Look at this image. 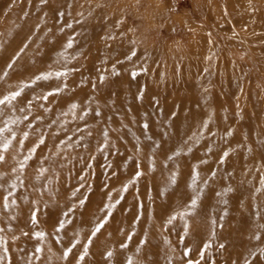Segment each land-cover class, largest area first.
Returning <instances> with one entry per match:
<instances>
[{"label":"rangeland","instance_id":"obj_1","mask_svg":"<svg viewBox=\"0 0 264 264\" xmlns=\"http://www.w3.org/2000/svg\"><path fill=\"white\" fill-rule=\"evenodd\" d=\"M22 1H9L7 8L11 9L0 14L5 27L0 30V100L5 101L0 104V129H4L0 132V156L4 157L0 178L8 172L9 185L18 183L9 190L0 185L1 217L4 214L6 223L4 229L0 221V264L39 263L40 253L49 254L51 260L60 257L57 264H94L96 255L87 246L98 235L126 232L131 236L139 233L138 229L144 231L139 243H156L155 258L152 251L139 250L128 258L129 264H250V257H235L237 246L226 242L230 236L246 233L252 238L261 234L264 243V139L257 138L258 133H264L260 129L264 125V68L245 75L225 73L217 67L218 62L227 66L230 56L239 58L233 59L232 65L251 62L244 49L222 53L232 48L223 27L238 31L242 19L237 24L233 19L242 16L244 0H236L233 10H228L229 0H217V7L216 0H198L197 12L193 0H175L176 13L188 9V23L192 19L195 26L207 30L209 39L199 37L200 43L212 46L218 42L217 50L210 51L216 55L211 68L193 74L178 70L181 62L177 60L173 65L178 73L167 69L170 54L192 64L189 42H195L192 26L176 24L181 29L175 35L178 42L174 36L168 37L164 20L155 17L159 5L168 0H86L89 5L83 11L87 12L79 14L90 15L89 23L77 27L57 21L60 32L68 33L65 39L36 36L31 42L7 36L8 30L27 25L13 10ZM245 1L254 2L253 8L258 10L261 7L259 0ZM103 8L108 16L105 23L93 26ZM54 21L48 19L47 24ZM90 27L94 36L87 33ZM54 42L62 45V50H48ZM81 43L85 46L75 48ZM21 48L27 49V56L38 52L65 59L59 64L34 61L22 56ZM88 64L93 67L87 68ZM199 72L209 75L204 87L206 100L204 90L197 93L189 87L199 81L195 75ZM49 73L53 74L50 78L56 77V84L36 79ZM179 74V79L190 82L175 83ZM71 75L75 77L72 83ZM65 89L70 95L79 89L88 92L93 100L83 98L78 103L80 99H75L62 111L63 107L52 105H63ZM16 92L21 94L13 99ZM101 104L106 114L102 115ZM69 115L73 117L66 120ZM72 118L75 120L70 121ZM172 119L175 124H169ZM49 134L57 135L56 143L48 140ZM89 138L95 142L88 143L93 141ZM5 142L9 143L7 149L3 148ZM140 159L145 161L143 166ZM157 167L170 174L161 179ZM18 171L21 180L15 175ZM137 172L142 174L137 176ZM152 178L159 185L164 182L173 187L169 184L175 181L178 186L168 194H159ZM193 189L198 190L196 198L190 195ZM184 190L188 196H182ZM205 198L213 206L202 210L203 219L197 220L192 212L197 203L194 206L192 200L201 203ZM106 204L114 207L109 210ZM128 219L133 220V226L125 230ZM60 221L65 222L64 228L59 227ZM101 221H105L104 227L92 236ZM198 233L205 238L198 240ZM77 240L83 243L78 250ZM260 256L263 260L264 254Z\"/></svg>","mask_w":264,"mask_h":264},{"label":"bare ground","instance_id":"obj_2","mask_svg":"<svg viewBox=\"0 0 264 264\" xmlns=\"http://www.w3.org/2000/svg\"><path fill=\"white\" fill-rule=\"evenodd\" d=\"M9 1H11V0H0V14H1L2 11L5 14L6 10L11 9V8H7V5H8ZM154 1H157V0H154ZM168 1L170 3L166 2V1L162 2L161 5H159V3H158V5L160 7V9H159L160 11L158 9H156V10H158V12L156 13V16H155L158 20H164V23L166 24L165 27H166V30H167L165 32L168 33V37H173V36L175 37V35H177V32L181 31L180 27L176 26L177 23H178V25H180L179 23H181V24L190 25V26L193 27L194 35H193V37L190 36V38L192 37V40L195 39L194 43L193 42H191V43L189 42L191 48L189 49V52H188L189 53V58L188 59L191 60L190 62L192 64H190L188 62V60H184L183 59V61H181L179 58L177 59V57H174V56H172L170 54V55H168L169 60L166 62L167 66H168L167 69L169 70V73L171 71H172L173 74L178 73L176 71V69L174 68V65H173V63L174 64L176 63V60H177L178 63L181 62L180 63L181 67H180V65L179 66L177 65L178 66V70H183L184 71V70L187 69V70H190V72L192 71L191 72L192 74L195 71H197V70H201V69L208 70L212 60H214V58L216 56L212 52L217 50V48L214 47V46L218 45V42H214V44H212V46H210L208 43H205V42L204 43H200V40L198 41V38L201 37V40L203 38H207V30H205L203 27L200 28L199 26H195L196 24H195V22L192 19H190L192 21V23H190V22L188 23V20L191 17L190 13H189V10L187 9V10H184L182 13L181 12L180 13H178V12L176 13L175 8L177 7L176 6L177 2L175 4V0H168ZM235 1L236 0H229L228 1V3H229L228 10L229 9L233 10L234 7L237 6L235 4ZM239 1H238V3H239ZM259 1H260L261 7L260 8L258 7L259 8V10H258L256 8H253L254 7V5H253L254 2L251 4L250 2L244 0V3H242L243 4L242 6L245 8V10H243L244 12L243 11L241 12V13H243L242 16L240 18H238L240 16L239 15L238 17L236 16V19H235V17L233 19V22H235V24H237L239 22V20L242 19L241 20L242 24H239V23L237 24L238 31H235V32H234V30L231 31V30H229L228 26L223 27L224 31H226V33L230 35V38H231L230 39V42H231L230 44L232 45V48L230 47L229 49H225L222 53L227 55L228 53H232L233 51L234 52L235 51L242 52L243 49H244L245 51H247V53L249 52L248 56H249V58H251V62L249 60L248 64H246V63H243V64L235 63V65H232L233 59L236 60V59H239V58H237L235 56L234 57L230 56V57H228V59L231 60V61L228 60L227 66L221 67V64H220L221 62H218L217 67L220 66L218 68L219 70L225 71V73L228 72L230 74L234 73V72L239 74L241 72L242 74L249 75L250 71H252V70L255 71L256 68H257V70L264 68V67H262V65L264 63V0H259ZM86 3H87L86 0H23L20 3V5L15 7V9H13V10L14 11L16 10V12H15V14H17L16 18L19 19L21 21V23H23V24L25 23L27 25L20 26L18 28V30H13V32L11 30H8L7 31V36L13 34L14 36H16L18 38H25L27 41H30V42L36 36H39L40 38L43 37L44 39L48 40V39L52 38L53 36L56 37L58 35V36H63L64 39H65L67 37L68 33L65 32L66 34L65 33L63 34V33L60 32L61 30L59 28V25H57V23H58L57 21H60L62 23L73 24V25H76L77 27L80 26V25L82 26V24L89 23L91 21L89 19L90 15H88L87 17H84V16H81L79 14V11L84 12V14L87 12V11L85 12V10L83 11V9L86 8V5H89V3H87V4ZM216 3H217V0H216ZM216 3H215V6L217 7L219 4L217 3V5H216ZM219 3H220V1H219ZM193 6H194L195 11L197 12L199 10L198 9V0H193ZM220 7H219V9H220ZM232 7H233V9H232ZM216 9H218V8H216ZM221 9L223 10L222 7H221ZM211 10L212 9H210V12H212ZM251 10H254L255 12H252ZM101 12H102V15L100 17V20H96V22L93 24V26H99L100 24H104L105 23L104 19L106 17H108L107 14H106V10H104V8H103V9H101ZM210 12L208 11L209 14L208 13L207 14L210 15ZM237 12H238V8L236 10V13ZM131 13H134V12H131ZM141 13H143V12H141ZM151 13H152V11H151ZM216 13H218V11L217 12L215 11V13H213V14L215 15ZM101 18L103 19L102 21H101ZM48 19H53L55 21L50 23V24H47ZM221 20H223V19H221ZM110 22L111 21L109 20L107 23L110 24ZM154 25H156V24H154ZM245 26H247L248 28L244 30L243 27H245ZM219 27H222V26H219ZM240 27H242V31H241ZM4 28H5L4 25L0 23V30H3ZM47 28H50L49 32H46ZM51 28H53V29H51ZM154 28H156V27H154ZM203 29H204L205 32L203 31ZM208 30H209V28H208ZM210 30H212V29H210ZM87 33H88L89 36H94V29H92L90 27L88 29ZM116 33H118V31ZM154 33H155V31H154ZM157 37H158V35H157ZM157 37H155V38L158 39ZM175 39H176V37H175ZM208 39H209V37L207 38V40ZM176 40L178 42H180L179 39H176ZM236 40H238V41H236ZM166 44L169 45V41L166 42ZM179 44H181V43H179ZM239 45H242L241 46L242 49L240 47H238ZM28 46H30L29 42L27 43V47ZM83 46H85V44L81 43L78 47H75V48L78 49V48H81ZM181 47H182V45H181ZM56 48L61 49V48H63V46L62 45L57 46L56 42H54V43H52L49 46L48 50L49 49H56ZM89 48H91V47L89 46ZM26 50H23L21 48L20 54L22 56L30 57L34 61H38V60L39 61H44V62H48L49 61L51 63L53 62L54 64H59L65 59V58H63L65 56H61V55H59V56L58 55L50 56L47 53H38V52L32 54L31 56H27L26 55ZM66 51L68 52V50H65V52ZM210 51H212V52H210ZM140 52L142 53V51H139V53ZM242 58L244 59V57H242ZM154 59H156V56H155ZM219 59H221V58L219 57ZM72 65H74V64H72ZM92 67H93L92 64H88V66H87V68H92ZM87 70H90V69H87ZM55 73H58V72H55ZM180 74L177 77V79H174L175 83L180 82V83L186 84V83L190 82L187 78H180L179 79ZM195 75L198 77V79L200 77V79H199V81H194L193 83H190L189 87L193 91H196L197 93L204 90L203 99L206 100L207 97H208V94L205 91L207 89H205L204 87L206 85L205 82L209 79V77H208L209 75L202 74L201 72L196 73ZM229 75H227V76H229ZM71 76H70V80H69L70 83H72L74 81V78H75L74 75H71ZM55 78L56 77L54 76L52 78L45 79L43 81L45 83L46 82H48V83L52 82V83L56 84L58 81L55 80ZM174 87L177 89L178 88V84H174ZM148 88H149V82H148ZM82 90H85V89H82ZM80 92L81 91L79 89L73 95L72 94L70 95V91L65 89L62 92L63 95L66 96V98L63 100V105L61 104V102H59L58 105H55L53 103L52 106L63 107V109H62V111H63L66 108V106L70 105L69 102H71V101H73L75 99H80V100H78V103H80L81 99H83V98L85 100H88V101H91V99L93 100V97L91 98L92 95L90 93H88V92L86 93L84 91L82 93H80ZM76 95H79L80 98L76 97ZM199 100L201 101L200 98H199ZM79 106L76 107V110H77V108H79ZM113 106H114L115 109H117V107H118L116 105H113ZM100 109H101L102 115L107 113L106 109L103 106V104H101ZM240 109H241V107H240ZM110 112H111V114L115 113L114 110L110 111ZM241 112H242L241 113L242 115L245 114V110H242ZM53 113L55 114L56 111L53 110ZM66 114H68V112ZM70 116L73 117L72 115H69V116L66 117V120L70 119L71 118ZM73 120H75V118H72L70 121H73ZM175 121H176V119H172L169 124H175ZM85 122L87 123V125H89L87 121H85ZM224 128H225V125H224ZM99 129H100V127H99ZM226 129H227V125H226ZM249 129H250V132H252L253 131V126L250 125ZM260 129L262 131H264V125L261 126ZM263 136H264V133H260V134L258 133V137L257 138L259 140H263L264 139ZM54 139H55V141L53 142ZM93 139L94 138H89V140H93ZM48 140L50 142H52V143H56L57 142V135L49 134ZM91 142H95V141L94 140L93 141H89L88 143H91ZM84 143H86V142H84ZM116 145H119V147H117V148H121L120 144H116ZM140 163H141V166H143L145 164L144 159H140ZM16 168H19V166L17 165ZM2 169L5 172H7L4 168H2ZM157 171H158V175L160 176L161 179L167 177L170 174L167 170L159 168V167H157ZM8 175H9V173L7 172V174L5 173L4 176L2 178H0V180H3L2 183L0 184L1 188L4 189V188H8L9 187L7 190H9L11 188H14L15 186L18 185V183H13V184L9 185L10 183L7 181V178L9 177ZM15 175L19 177V180L22 179L21 173L19 171H18V173H15ZM25 184H26V181H25ZM152 185L155 187L154 191L156 193L158 192L159 194L160 193H167L168 194L173 189V187H177L178 186V183L175 182V181H172L169 185L173 186V187H169L168 185L164 184V182H162V184L159 185L157 180H156V178H152ZM197 193H198V190L197 189H193V190H191L190 195L192 197L196 198L195 196L197 195ZM181 194H182V196H188L189 192L184 190V191L181 192ZM21 195H22V193H21ZM209 201H210V199L205 198L201 203H199V201L196 202L197 206L192 208V212L194 214L195 219H197V220L203 219L201 211L206 209L209 206L210 207L213 206V204H208ZM7 204L9 206H11V201L7 200ZM1 210L3 211V207H1V204H0V221L2 222V227L4 228V226L6 225V223L4 221V217L5 216H4V214H2V217H1V212H2ZM132 221L133 220L128 219V221L126 223L128 225L125 227V230H128V229H130L133 226V222ZM141 223H142V221H140V224ZM97 224H98V222H97ZM85 225H87V222H85ZM109 226H112V224H109ZM92 230L93 229L90 230V233L88 234V236L91 235ZM138 230H140L139 233H136L135 235H131V236L126 235V232H124V234L119 233V234H113V235H98L96 237L95 241H93L92 243L88 244V246H87V250L90 249L94 253V256L96 255V259L93 260L94 264H108L107 262H109V261L112 264H129L128 261H127L128 258L130 256H135V254L139 250L143 251V252H144V250L146 252H151V251L153 252V248H154L156 243L153 242V240H151V242L149 244H141V243H139L140 236L144 233V231L142 229H138ZM245 234L246 233H244L243 235H236V236H233V237L230 236L231 238H229L226 243H231V244H234V245L237 246L238 253L235 254L236 255L235 257H237L239 259H244V258L250 257L251 258V263L250 264H264V261H263L264 259L262 260L263 256H262V258L260 256L261 253L264 254V243L262 244V240H263L262 235L260 234L259 237H257V238H256V236H257L256 235L254 238H252V237L249 236V234H246V235ZM197 235H198V240L204 239L205 236H206L205 234H202V233H198ZM92 236H95V235H92ZM72 243H73V241H72ZM81 243H82V240L80 242H79V240L76 241L77 250L81 246ZM260 244H261V246H260ZM85 245H86V243L84 244V247H85ZM240 248H242V249H240ZM76 251H75V253H77ZM85 252H86V250H85ZM12 254H13V252H12ZM72 254L73 253L71 252V255H69V256L71 257ZM151 255H152V257L155 258V252H153ZM38 257H39V263L35 259L36 260L35 263L32 262L31 264H57V262H59V260L61 259L58 256H53L54 260H51L50 255L47 254V253H40V255ZM173 257H175V256H173ZM231 258L234 259L233 257H231ZM175 259H177V258H174L173 260L176 261ZM164 260H165V258H164ZM166 261H168V259ZM174 261H173V263H174ZM25 264H28V263H25ZM63 264H70V263L64 261ZM81 264H83V263H81Z\"/></svg>","mask_w":264,"mask_h":264},{"label":"snow or ice","instance_id":"obj_3","mask_svg":"<svg viewBox=\"0 0 264 264\" xmlns=\"http://www.w3.org/2000/svg\"><path fill=\"white\" fill-rule=\"evenodd\" d=\"M53 74L52 73H49V74H46V75H40V76H37L36 77V79L37 80H41V79H49L50 78V76H52ZM54 75H56V76H60V75H63V73H55ZM57 91H59V89H57ZM21 93L20 92H16V93H14L13 94V99L16 97V96H19ZM5 99H7V98H5ZM5 101L4 100H0V104H3ZM4 131V129H0V132H3ZM44 141L41 139L40 141H39V143L40 144H42ZM39 146V144H37L36 145V147H38ZM9 147V143L8 142H5L4 144H3V148L4 149H7ZM30 151H32V150H30ZM4 159V157L3 156H0V161H2ZM24 165H23V163H21V167H23ZM142 173H140V172H137L136 173V175L137 176H140ZM85 203V201L84 200H81L80 201V204L81 205H83ZM116 203H119V201H117ZM192 204L193 205H195L196 204V200L195 199H193L192 200ZM112 207H114V205H111V204H106L105 205V208H107V209H109V210H111L112 209ZM69 211H72V209H69ZM65 216H67L68 215V213H65L64 214ZM104 223H105V221H101L99 224H97L96 226H95V228H94V230H93V235H95L96 233H98L103 227H104ZM59 227L60 228H64L65 227V222L64 221H60V223H59ZM37 236H43L44 235V233H37L36 234ZM69 251H71V249H69ZM110 255V254H109Z\"/></svg>","mask_w":264,"mask_h":264}]
</instances>
